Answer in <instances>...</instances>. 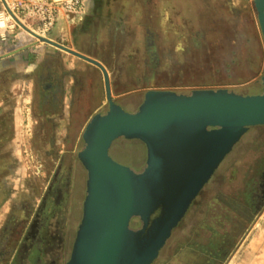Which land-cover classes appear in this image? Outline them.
<instances>
[{
	"label": "rangeland",
	"instance_id": "374dc122",
	"mask_svg": "<svg viewBox=\"0 0 264 264\" xmlns=\"http://www.w3.org/2000/svg\"><path fill=\"white\" fill-rule=\"evenodd\" d=\"M208 9L201 14L198 28L192 22L194 28L177 30L180 44L189 52L185 50L174 54L175 45L171 43L175 30L171 31L167 37L166 62L159 43L161 31L159 21H155L157 14H150L152 29L149 32L138 29V33L146 31L144 37L147 32L151 36V41H146L147 44L139 48L144 58L149 60L150 56L151 63L146 69V76L134 78L135 87H142V90L118 98H126L121 105L126 111L137 110L138 97L141 98L150 88L186 93L197 88H228L240 93L248 91L251 83H244L255 73L259 75L261 42L264 47L257 14L246 11L233 15L224 8L216 7L213 15L211 7ZM186 16L193 15L187 13ZM228 19L241 24L240 28L232 30L236 33H232V37L241 38L235 43L221 40L228 35V28H223ZM213 23L214 29L211 28ZM53 28L49 36L57 39L65 30L64 21L59 19ZM18 34L32 37L24 28H15L8 34V41ZM212 36L214 44L207 45L208 37ZM40 38L37 40L40 41ZM191 41H197L195 48L188 45ZM33 87L28 84L26 89L29 98H25V94L11 97L0 105V264H34L33 254L36 253L41 257L36 264H51L52 261L66 264L83 213L87 171L78 157L85 144L81 135L83 132L71 133L67 141H51V134L46 133L42 140L41 134L35 132L37 127L32 116L30 93ZM126 89H131V86H125ZM118 95L122 94L118 92ZM19 105L21 109H18ZM12 113L17 115L12 118ZM8 117L13 123L6 121ZM109 153L114 160L137 172L146 165L147 148L138 139L118 138ZM261 155H264V125L251 126L220 163L152 264H205L213 254L211 250H214L215 264H223L229 255L224 250L228 245L232 250L237 247L242 226L250 223L249 220L239 222L228 218L232 217L231 214L238 216L240 212L248 218L253 217L256 206L239 202L243 198L245 181L253 180L251 183H255L260 170L255 162ZM59 188H63V199L54 209L55 192ZM50 190L54 192L47 205L45 199ZM131 226L139 227V219H133ZM36 230L38 233L34 236ZM223 240L225 246L221 245Z\"/></svg>",
	"mask_w": 264,
	"mask_h": 264
},
{
	"label": "water",
	"instance_id": "95a60500",
	"mask_svg": "<svg viewBox=\"0 0 264 264\" xmlns=\"http://www.w3.org/2000/svg\"><path fill=\"white\" fill-rule=\"evenodd\" d=\"M254 4L264 36V0ZM53 44L103 70L109 104L83 131L78 157L87 171L86 195L66 264H152L223 159L251 126L264 124V75L260 93L150 89L137 110L126 111L112 98L99 61ZM121 137L146 145L142 171L110 156Z\"/></svg>",
	"mask_w": 264,
	"mask_h": 264
},
{
	"label": "crops",
	"instance_id": "0c3cea01",
	"mask_svg": "<svg viewBox=\"0 0 264 264\" xmlns=\"http://www.w3.org/2000/svg\"><path fill=\"white\" fill-rule=\"evenodd\" d=\"M209 7L213 15L215 8L221 7L233 15L254 11L258 18L254 0H91L86 14L75 19L71 16L61 18L65 23V30L57 39L49 36L54 29L52 28L44 37L48 39L47 41L42 39L38 41L21 34L8 42L0 41V105L11 97L18 98L25 94V98H29L26 90L28 84L34 86L30 97L34 125L37 127L36 134H41L42 140L45 139L46 133H50L51 141H67L71 133L77 134L80 130L83 132L90 118L98 112L102 113L109 104L103 70L98 65L53 43L99 61L108 72L112 98L123 105L126 98L122 100L118 98L129 92H140L142 87H135L134 78L146 76V69L150 67V56L148 60L139 51L144 43L147 44L146 41H151L148 34L153 27L150 14H157L155 21H159L158 28L161 31L159 43L162 46L163 60L166 62L167 37L171 31L175 30L173 42L171 41V44L175 45L174 54L185 50L189 52L188 48L184 49L180 44L177 30L194 28L192 22L198 28L202 19L201 14L208 12ZM187 13H192L193 16L188 18ZM143 14L148 15L142 18ZM240 27L239 21L226 20L223 28H228V35L221 40L224 43H235L241 39L235 38V35L231 36L236 34L232 30ZM211 28H215L214 23ZM138 29L142 32L144 29L148 30L146 37H144L146 31L141 35ZM262 37L264 40L263 33ZM214 42L212 36L208 37L206 44L211 45ZM188 45H194L195 48L197 41H191ZM164 69L167 68L164 66ZM257 69L260 71L259 75L255 73L252 79L244 83L246 85L251 83L245 94L262 92L263 42L259 46ZM128 85L131 89L124 90ZM9 88H12L11 91H8ZM118 92L122 95H118ZM144 95L138 97L139 105ZM18 109H21V105ZM16 115L12 113V118ZM12 118L8 117L6 121H12ZM5 128L8 130L7 125ZM255 164L260 169L257 171L255 183H251L253 180L245 181L242 186L243 198L239 202L255 205L254 214L248 218L240 212L238 216L231 214L232 217L228 218L239 222L249 220L250 223L242 226L237 247L232 250L228 245L224 250L229 255L223 264H264V155H261ZM214 239L213 235V242ZM221 245H226L225 240ZM211 252L213 254L205 264H215L214 250Z\"/></svg>",
	"mask_w": 264,
	"mask_h": 264
},
{
	"label": "built area",
	"instance_id": "2783aa9c",
	"mask_svg": "<svg viewBox=\"0 0 264 264\" xmlns=\"http://www.w3.org/2000/svg\"><path fill=\"white\" fill-rule=\"evenodd\" d=\"M91 0H0V40L8 41L15 28L38 39L64 17L82 16Z\"/></svg>",
	"mask_w": 264,
	"mask_h": 264
},
{
	"label": "flooded vegetation",
	"instance_id": "af4514ba",
	"mask_svg": "<svg viewBox=\"0 0 264 264\" xmlns=\"http://www.w3.org/2000/svg\"><path fill=\"white\" fill-rule=\"evenodd\" d=\"M63 188H59V190H57L55 193V199H54V209L56 208L55 206L57 205V203H59L62 199H63V190H62ZM53 190H50V192H48L47 193V196H46V199H45V202H46V204L48 205L49 204V202L51 201V197H50V195L51 194H53ZM44 202V203H45ZM54 211V210H53ZM38 225V224H37ZM34 227H35V225L32 227V230H31V232L32 231H34ZM38 227V226H37ZM38 230H36V232L34 233V236H36V234L38 233L37 232ZM33 233V232H32ZM31 233V234H32ZM39 235H37V237H38ZM36 237V238H37ZM35 238V237H34ZM37 240H38V238H37ZM36 242V241H35ZM35 251H36V249H35ZM56 251V250H55ZM37 252V251H36ZM37 254V253H36ZM33 254V259H34V264H36L38 261H40V259H41V257H40V254ZM30 256H32L31 254H30ZM51 264H56V262L55 261H52V263Z\"/></svg>",
	"mask_w": 264,
	"mask_h": 264
}]
</instances>
